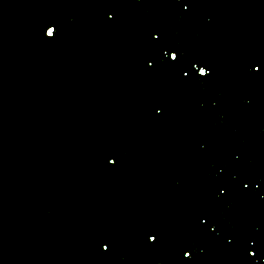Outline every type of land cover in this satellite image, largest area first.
Instances as JSON below:
<instances>
[{
    "label": "water",
    "instance_id": "obj_1",
    "mask_svg": "<svg viewBox=\"0 0 264 264\" xmlns=\"http://www.w3.org/2000/svg\"><path fill=\"white\" fill-rule=\"evenodd\" d=\"M0 264H264V0H0Z\"/></svg>",
    "mask_w": 264,
    "mask_h": 264
},
{
    "label": "snow or ice",
    "instance_id": "obj_2",
    "mask_svg": "<svg viewBox=\"0 0 264 264\" xmlns=\"http://www.w3.org/2000/svg\"><path fill=\"white\" fill-rule=\"evenodd\" d=\"M177 57H176V55L174 54V56H173V60H175Z\"/></svg>",
    "mask_w": 264,
    "mask_h": 264
}]
</instances>
